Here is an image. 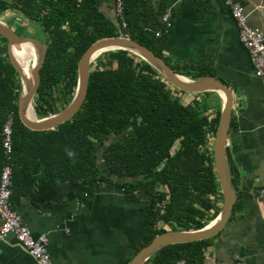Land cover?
Here are the masks:
<instances>
[{"label":"trees","instance_id":"16d2710c","mask_svg":"<svg viewBox=\"0 0 264 264\" xmlns=\"http://www.w3.org/2000/svg\"><path fill=\"white\" fill-rule=\"evenodd\" d=\"M100 1L0 0V13L13 10L38 22L48 44L34 100L38 118L69 104L77 87L79 61L101 38L128 36L151 48L176 73L187 72L163 55V42L156 33L164 26L152 12L139 11L146 0H123L126 27L121 20L120 25L110 21L100 10ZM7 45L8 40L0 37V176L5 161L2 127L14 112L11 203L32 191V170L39 164L46 187L55 179H78L92 191L110 179L107 170L131 178L117 181L128 188L127 193L154 195L161 185L155 213L171 230L201 229L217 217L223 196L214 168L213 140L221 110L212 115L211 106L197 96L184 103L179 95L184 92L172 87L147 61L127 50H110L93 61L88 93L76 115L55 129L33 131L19 117L22 84ZM120 133L103 153L106 167L99 165L102 141ZM165 231L163 226L154 228L137 250ZM210 244L211 238L168 245L145 264H176L180 259L201 264Z\"/></svg>","mask_w":264,"mask_h":264},{"label":"crops","instance_id":"0c3cea01","mask_svg":"<svg viewBox=\"0 0 264 264\" xmlns=\"http://www.w3.org/2000/svg\"><path fill=\"white\" fill-rule=\"evenodd\" d=\"M241 1L249 25L264 32V0ZM99 8L120 25L116 0H101ZM142 10L152 12L164 26L156 34L162 39L163 55L186 69L184 76H214L234 94L227 151L237 208L222 232L211 238L205 262L264 264V197L259 193L264 188V77L256 75L225 0H146ZM208 95L214 96L209 105L215 115L224 103L220 93L188 97L204 102ZM5 164L6 160L2 170ZM32 176V191L19 195L11 206L35 236H48L57 264H128L147 234L168 227L155 213L161 203L159 191L138 196L111 178L92 191L78 179H55L46 187L39 164ZM0 264L39 263L10 235L0 237Z\"/></svg>","mask_w":264,"mask_h":264},{"label":"water","instance_id":"95a60500","mask_svg":"<svg viewBox=\"0 0 264 264\" xmlns=\"http://www.w3.org/2000/svg\"><path fill=\"white\" fill-rule=\"evenodd\" d=\"M0 37L8 40L7 50L10 61L18 73L22 90L18 100L19 117L21 122L30 130L47 131L73 118L82 107L88 93L91 65L98 57L97 52L110 50L130 51L152 65L161 76L176 89L189 94L206 92H218L224 97L220 119L213 143L214 168L219 180L223 203L217 217L208 225L196 230H167L159 233L145 246L137 250L128 264H145L153 255L168 245L189 243L212 238L222 232L228 224L234 205L236 203V191L232 181V171L227 151L228 137L232 121V109L234 106V94L232 89L220 79L214 76H200L190 79L176 73L172 67L148 46L124 35L101 38L92 43L82 55L78 64V81L75 94L69 104L59 112L38 118L34 109V100L41 83L40 71L43 67L48 50V44L33 36L20 35L7 23L0 19ZM23 44H30L37 52V60L28 74L17 56L14 48ZM101 53V54H102ZM31 113V114H30ZM33 115V116H31ZM126 133V132H125ZM123 133L105 138L98 151L97 162L106 167L102 159L103 153L111 142ZM107 175L115 181L125 182L131 178L119 177L107 170Z\"/></svg>","mask_w":264,"mask_h":264},{"label":"built area","instance_id":"2783aa9c","mask_svg":"<svg viewBox=\"0 0 264 264\" xmlns=\"http://www.w3.org/2000/svg\"><path fill=\"white\" fill-rule=\"evenodd\" d=\"M225 2L229 5L232 16L238 25L240 40L250 53L256 75L264 77V32L249 25L245 6L241 0H225ZM116 12L122 22V27H126L123 0H116ZM164 19L168 20V16H165ZM156 34L160 35V32ZM2 137L6 164L2 170L0 180V237L6 239L13 235L17 243L39 264H57L52 259L49 251L48 236L46 234L35 236L31 228L22 221L21 216L11 206L13 193L14 112L8 115L3 124ZM123 190L126 191V187H123ZM133 193H137V191ZM259 193L261 197H264V188ZM176 264L195 263L180 259ZM201 264L207 263L204 261Z\"/></svg>","mask_w":264,"mask_h":264},{"label":"rangeland","instance_id":"374dc122","mask_svg":"<svg viewBox=\"0 0 264 264\" xmlns=\"http://www.w3.org/2000/svg\"><path fill=\"white\" fill-rule=\"evenodd\" d=\"M0 19H3L4 22L6 21V23L8 25L12 26L14 28V30L19 32L21 35H27V36H33V37L37 36L36 38H38L40 40L45 39L42 30L39 28L40 24L38 22H34V21H30V20L26 19L23 15H21L17 11L11 10V11H5L4 13L1 12ZM21 29H23V30H21ZM99 57H100V55L98 56V59H99ZM179 95L181 96L182 101L184 103L190 102L189 101V97H188L189 93H183V94L179 93ZM206 97L208 98V100H205L204 101L205 103L206 102H209L208 104H213L214 103V102L211 101V99H213L214 96L208 95ZM162 188H163V186L158 185L156 189H157V191H161ZM156 189H155V191H156ZM137 194L139 195L140 192H138ZM166 229L167 230H171L172 227L168 226V227H166Z\"/></svg>","mask_w":264,"mask_h":264},{"label":"bare ground","instance_id":"6f19581e","mask_svg":"<svg viewBox=\"0 0 264 264\" xmlns=\"http://www.w3.org/2000/svg\"><path fill=\"white\" fill-rule=\"evenodd\" d=\"M14 53L18 60L24 67L25 71L30 74L33 65L36 63L37 52L30 44H23L14 48ZM102 52H97L95 57L99 56ZM31 62V63H30ZM31 114V113H30ZM33 116V115H31Z\"/></svg>","mask_w":264,"mask_h":264},{"label":"clouds","instance_id":"9594fccd","mask_svg":"<svg viewBox=\"0 0 264 264\" xmlns=\"http://www.w3.org/2000/svg\"><path fill=\"white\" fill-rule=\"evenodd\" d=\"M68 155H69V156H72V155H74V153H72V152H69V153H68Z\"/></svg>","mask_w":264,"mask_h":264},{"label":"flooded vegetation","instance_id":"af4514ba","mask_svg":"<svg viewBox=\"0 0 264 264\" xmlns=\"http://www.w3.org/2000/svg\"><path fill=\"white\" fill-rule=\"evenodd\" d=\"M10 26V25H9ZM10 27H12V26H10ZM18 27V26H17ZM13 28V27H12ZM19 28V27H18ZM14 29V28H13ZM21 30H23V29H21ZM20 34V33H19ZM21 35V34H20ZM27 36V35H26Z\"/></svg>","mask_w":264,"mask_h":264}]
</instances>
